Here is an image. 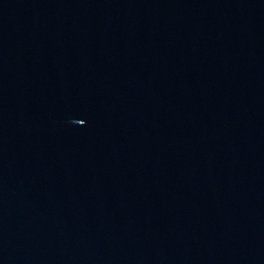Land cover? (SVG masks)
I'll list each match as a JSON object with an SVG mask.
<instances>
[{"label": "water", "instance_id": "1", "mask_svg": "<svg viewBox=\"0 0 264 264\" xmlns=\"http://www.w3.org/2000/svg\"><path fill=\"white\" fill-rule=\"evenodd\" d=\"M0 264H264V0H0Z\"/></svg>", "mask_w": 264, "mask_h": 264}]
</instances>
